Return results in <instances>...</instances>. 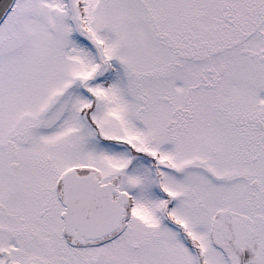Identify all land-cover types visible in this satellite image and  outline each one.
I'll use <instances>...</instances> for the list:
<instances>
[{"label":"snow or ice","instance_id":"1","mask_svg":"<svg viewBox=\"0 0 264 264\" xmlns=\"http://www.w3.org/2000/svg\"><path fill=\"white\" fill-rule=\"evenodd\" d=\"M0 264H264V0H0Z\"/></svg>","mask_w":264,"mask_h":264}]
</instances>
